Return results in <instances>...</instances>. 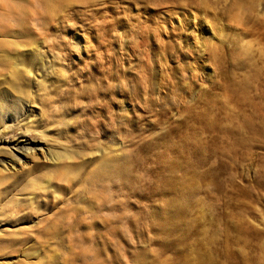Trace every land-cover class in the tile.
Returning <instances> with one entry per match:
<instances>
[{
	"label": "rangeland",
	"instance_id": "1",
	"mask_svg": "<svg viewBox=\"0 0 264 264\" xmlns=\"http://www.w3.org/2000/svg\"><path fill=\"white\" fill-rule=\"evenodd\" d=\"M0 99V264H264V0H0Z\"/></svg>",
	"mask_w": 264,
	"mask_h": 264
},
{
	"label": "bare ground",
	"instance_id": "2",
	"mask_svg": "<svg viewBox=\"0 0 264 264\" xmlns=\"http://www.w3.org/2000/svg\"><path fill=\"white\" fill-rule=\"evenodd\" d=\"M2 98V97H1ZM10 98V97H9ZM14 97H12L13 99ZM18 98V97H17ZM8 99V97H7ZM20 99V97H19ZM22 99V98H21ZM16 100V98H15ZM24 101V100H23ZM12 102V103H11ZM20 100L18 102L16 101H5V99H0V123H2L7 117L8 119L11 118H19L20 113L22 111L21 107L19 106ZM3 105H8L9 109H4ZM24 105V104H23ZM25 106V105H24ZM28 107V106H27ZM25 108V107H24ZM4 110V112L2 111ZM24 111V109H23ZM26 113V112H25ZM22 114V113H21ZM39 148H35V146H31L30 143H26V140L21 141L20 143L15 144L14 146L8 147L7 151H8V155L6 159H1L0 160V170H2V172L5 171V173L7 174V171H10V168H13V164H19L22 165L21 163H23V161H26L27 158L29 157V155H32L33 151L38 149L39 152L42 153V150ZM41 150V151H40ZM45 160V159H44ZM8 162V164H7ZM15 164V165H16ZM9 165V166H7ZM12 170V169H11ZM6 174H1L0 175V179L5 180V176ZM14 180V179H12ZM14 184V183H13ZM10 186V185H9Z\"/></svg>",
	"mask_w": 264,
	"mask_h": 264
}]
</instances>
